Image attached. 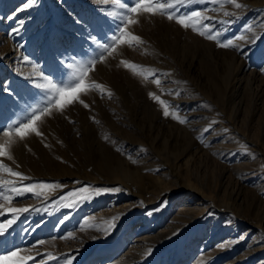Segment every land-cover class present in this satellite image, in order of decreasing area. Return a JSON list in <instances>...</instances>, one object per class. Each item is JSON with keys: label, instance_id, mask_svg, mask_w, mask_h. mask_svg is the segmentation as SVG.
<instances>
[{"label": "rangeland", "instance_id": "rangeland-1", "mask_svg": "<svg viewBox=\"0 0 264 264\" xmlns=\"http://www.w3.org/2000/svg\"><path fill=\"white\" fill-rule=\"evenodd\" d=\"M235 2L242 7L152 0L165 8L128 14L136 0H36L26 9V0H0V223L8 208H29L0 236V256L264 264V0ZM170 12L201 17L184 28ZM125 15L137 22L124 25ZM203 25L234 46L200 35ZM122 27L139 39L113 44ZM41 71L57 87H87L63 109L52 102L40 135L20 138L13 125L54 94ZM8 169L29 179L20 185ZM34 183L47 186L12 191Z\"/></svg>", "mask_w": 264, "mask_h": 264}, {"label": "snow or ice", "instance_id": "snow-or-ice-1", "mask_svg": "<svg viewBox=\"0 0 264 264\" xmlns=\"http://www.w3.org/2000/svg\"><path fill=\"white\" fill-rule=\"evenodd\" d=\"M184 2V0H176L177 4H182ZM232 3L235 4V7L237 9L241 8L242 5L240 3H236L235 0H231ZM36 3V0H26V3L24 5V8H30L32 7L34 4ZM169 8H172V5H168ZM165 8L164 4H157L156 8H154L152 6V0H136V3L133 7L127 9V13L131 14V13H139L141 11L145 12V13H150V14H155V11L157 9L163 10ZM192 17H196V18H200L201 17V13L200 12H193L191 14V17H188L187 15L185 16H179L178 14H173L172 12H170L168 14V19L172 20V19H176L177 23L181 24L184 28H188L189 27V23L188 20H190ZM9 19H12V17H9ZM78 23H82L81 21H77ZM137 21L132 20L130 18V15H125L123 18V23L124 25L127 24H135ZM24 24V21H18V25L15 29H13V32L15 34H19L20 30L22 29ZM203 27L205 28V31L200 32V35L202 36H206L207 39L209 40H216L218 43V46L220 47H224V48H228L229 46H234L232 45V41L229 40L227 43H223L220 39V33L216 32L215 35L212 34V30H213V26L212 25H203ZM119 31L121 32V36H116L113 35L111 37V40L113 42V44H115L117 41L120 42H124L125 39L130 38V40L132 41H136L139 39V37L132 35V36H128V34L125 32L124 27H122L121 29H119ZM88 40L92 41L93 43H99L98 39L96 36L89 34L88 36ZM102 47L104 48L105 51L108 50L109 47H111V45H102ZM101 54V58H102ZM23 61L25 62H29V57L28 56H23L21 58ZM33 67H35L33 65ZM40 77H42L44 80L48 81V85L50 86V90L54 93L53 95H50L47 101V104L45 107L41 108V109H33V111L31 112L28 122H17L16 124L13 125V127L15 128V133L17 136H19L20 138H24L25 134L29 131H34L36 132L37 135H40L41 133H39L36 130V124L37 122L41 119V115L42 114H51L49 111V108L51 107V104L53 101H55L56 107L58 109H63L65 107L66 104L71 103L73 100L78 98V94L81 92H84L86 90V85L83 83V79H81V81L75 85V87L73 88H68V87H57L56 85L52 84V81L49 79L48 75L44 74L42 71L38 74ZM86 75V73H85ZM157 84L160 83V80L157 78L155 81ZM35 87L37 88H47L48 86L44 85V84H40V83H36ZM93 87L95 88H99L100 85L95 84L93 85ZM11 91V90H9ZM55 94H58V98ZM150 97L154 100H158L159 103L161 105L165 104V102L163 100H160V98L152 93H149ZM82 102V101H81ZM83 103V102H82ZM84 107H89V105L84 104ZM37 112H39L40 114H37ZM171 113L168 110V107L164 108L163 111V115L165 117H168ZM173 118H177L176 116L173 115ZM180 123H185L184 120H180ZM210 129L206 128L205 132H209ZM9 132H5V135H9ZM5 155V146L3 144H0V157ZM0 167H3L2 164H0ZM8 171L10 172V174L12 176L18 177L20 178L18 181V184L23 185V181L29 179L28 177L24 176L23 173L19 172V171H12L11 169H8ZM47 185L45 184H29V185H25L22 187H14L12 189V191L15 193V195L17 196H21V195H25L27 193H33L35 192V190L38 187H46ZM5 199H7V197H5ZM29 208H8L7 212L12 214V217L10 219L7 220L6 224L5 223H0V236H3L6 234L7 232V228L11 227L13 224L16 223L17 219H18V214L20 213H25L28 212ZM4 215V210L3 207L0 206V216ZM51 259H58L55 257H50ZM31 260L33 262V264H37V262L34 260L33 257L31 256H21L20 255V251L19 250H15L13 252H11L10 255L8 256H0V264H26L27 261ZM65 260L67 261V264H71V260L65 256Z\"/></svg>", "mask_w": 264, "mask_h": 264}, {"label": "bare ground", "instance_id": "bare-ground-1", "mask_svg": "<svg viewBox=\"0 0 264 264\" xmlns=\"http://www.w3.org/2000/svg\"><path fill=\"white\" fill-rule=\"evenodd\" d=\"M233 247V246H232ZM259 252V251H258Z\"/></svg>", "mask_w": 264, "mask_h": 264}]
</instances>
